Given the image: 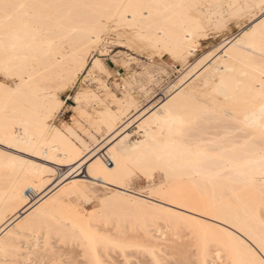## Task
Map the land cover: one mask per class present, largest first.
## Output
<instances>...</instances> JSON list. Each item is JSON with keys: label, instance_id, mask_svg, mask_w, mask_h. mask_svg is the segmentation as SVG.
I'll list each match as a JSON object with an SVG mask.
<instances>
[{"label": "snow or ice", "instance_id": "obj_1", "mask_svg": "<svg viewBox=\"0 0 264 264\" xmlns=\"http://www.w3.org/2000/svg\"><path fill=\"white\" fill-rule=\"evenodd\" d=\"M232 25L243 32L234 41L226 35ZM221 58L222 70L214 64ZM148 81L171 97L151 117L159 129L151 145L136 156L113 155L115 168L89 158V174L102 178L103 188L75 187L80 204L96 205L91 213L77 206L69 217L43 203L11 225L6 217L0 264H196L193 252L215 264L208 259L221 255L212 252L215 241L198 238L196 230L209 228V217L223 220L219 231L243 246L250 257L243 264H264V0H0V148L42 155L27 139L7 136L16 117L42 136L65 109L78 110L85 100L115 101L121 87L127 92ZM257 140L258 153L251 150ZM91 151L85 147L58 162L79 167ZM177 156L202 193L211 184L204 220L115 190L136 189L177 204L181 194L164 193L155 179L157 172L171 175ZM0 157L16 160L4 151ZM141 206L167 212V227L153 216L154 227L140 228ZM129 219L135 239L126 232ZM227 226L238 228L243 239Z\"/></svg>", "mask_w": 264, "mask_h": 264}, {"label": "bare ground", "instance_id": "obj_2", "mask_svg": "<svg viewBox=\"0 0 264 264\" xmlns=\"http://www.w3.org/2000/svg\"><path fill=\"white\" fill-rule=\"evenodd\" d=\"M235 1L237 2L239 0ZM235 1L234 3H236ZM6 2H16V0H6ZM85 2H92V0H85ZM248 2H250V0H243V3ZM241 36H243V32H241V35L238 38L236 36L235 37L239 39ZM221 57H223V54L221 55ZM223 63L224 61L222 58L214 62L216 68H219L221 70ZM214 71L215 69L210 70L209 74ZM195 79H197V77ZM166 103H168V101ZM163 106L164 104L157 110H155L154 113L162 110ZM108 107L109 106L107 105L104 111L101 113V121L107 125L109 130H114L115 133L112 137L119 136L120 134H123V136L120 135L121 138L115 144H113V146L109 148V151L97 161L103 162L105 166L115 168L116 162L113 159V155L117 157L121 156L122 153H127L130 156L138 155L140 152H142L151 145L152 136L154 133H158L159 129L156 126L155 121L151 120V117L153 116V113H151L143 121L139 122V124L137 123L139 131H142V133L140 134V137L137 136L138 138H134L130 132H127L128 128L130 127V125H128L130 122L124 124V126L116 130L119 115L124 111V107L122 105H119L117 109H115V111L111 110L112 108L109 109L110 107ZM13 123L14 126L12 123H10L7 128V136L9 138L13 136H19L27 139L32 145H38L39 147L37 148V150H41L43 153L42 156H45V158L47 156H52L54 157L53 159H56L57 157L61 159L72 158L77 156V154L81 152V147L76 141L78 137L76 136L75 132L71 127L52 124L51 129L53 130L43 132V135L41 136L42 130H38L36 127H34L31 123H28L22 117H16ZM33 137H35V139H33ZM4 138L5 134L3 132H0V139ZM137 145H141V148H136L135 146ZM260 146V142L259 140H257L252 146L251 150L253 152L258 153ZM13 149L18 150L20 152H24L21 148ZM0 151L2 150L0 149ZM5 152L7 153V151ZM24 153H27L28 155H35L32 151ZM8 154L10 157H15L16 160L13 161L11 159L0 157V230H2L4 227V221L6 217L10 218L8 220V224L11 225L13 221H17V219L22 216L24 217V215L27 213V210H29V208H31L36 203L31 201L29 192L30 190L32 191L38 188L40 185H44V183H46L45 179H47L48 177L45 178L44 174H46V171H43L42 169H49V167L51 168V166L46 167L45 164L44 166L42 164L39 165L35 163V161H33L32 159L22 156L20 154L14 155L13 152ZM106 157L109 158L110 163L106 162ZM25 161L27 163H24ZM84 161H86V158L82 159L81 163H83ZM95 163L96 161L92 162V164ZM92 164H89V166L87 167V171L90 167H92ZM33 165L38 166V168H33ZM171 167L174 169V171L171 173L170 176L162 173L166 182V185L163 187L162 191L164 193L181 194L179 196L178 203L175 205H170L167 201H161L158 197H146L144 194L136 191L135 189L129 191H122L121 189L116 188L115 190L120 191L122 195L131 197L133 199H139L142 201L147 200L150 201L152 204H159L164 209H171V211L174 212H183L189 217H192L194 215L195 219L204 220V213L209 210L208 196H210L211 194V184L208 185L207 193H202L200 188H198L192 180L191 172L186 171L184 169L183 159L179 156L174 157L172 159ZM89 176L91 175L89 174ZM91 178L93 180L99 179L104 183L102 178H97L93 176H91ZM72 183L73 184H71L69 187L66 186L64 190L61 189V192H58V194H56L52 199L46 202L49 211L60 210L66 216L71 217L73 215L74 209L77 207V205L74 204L73 199L78 197L80 198V190L75 187V185L78 183ZM203 183L204 182L201 181V187H203ZM72 200L73 203L71 202ZM183 204H188L189 207L187 209H183ZM193 208H199L200 211L194 214L192 212ZM152 210L153 211L149 212L148 214L152 215L158 212L155 209ZM162 214L163 216L166 214L165 218H167V212L161 213V216ZM238 214L241 218H243V208L239 209ZM235 215L236 214H233L232 218H235ZM215 221L216 220L214 218L209 217L206 221L207 225H210L209 228L201 229L198 227L196 229L199 238L207 237L208 239L214 240L218 244L219 248L221 247L223 250L226 251V255L227 257H229L230 264H243L244 261L250 259V257L245 253L243 246L235 245L230 237H228L223 232L219 231L225 228V226L219 224L224 223L223 220L217 221L219 223ZM187 224L188 223L185 222V226ZM210 230L213 231V233ZM236 230L239 231L238 228ZM228 231L235 232L229 228ZM235 234L237 236H240L241 239H243L241 234H238L237 232H235ZM256 235H259L258 228L256 231ZM244 243H247V241H244ZM218 258H220V256ZM202 259L204 260V258Z\"/></svg>", "mask_w": 264, "mask_h": 264}, {"label": "rangeland", "instance_id": "obj_3", "mask_svg": "<svg viewBox=\"0 0 264 264\" xmlns=\"http://www.w3.org/2000/svg\"><path fill=\"white\" fill-rule=\"evenodd\" d=\"M218 1L219 3H223L225 5L230 4V3L231 4H242L243 3V0H239L237 2L235 0L233 1L232 0H209V1L202 0V2H206V3H216ZM234 1L236 3H234ZM224 11L227 13H231V12L238 11V9H227L226 8L224 9ZM241 23H243V21H241ZM245 30H248V29L245 28ZM226 35L228 36L229 40L234 41L241 35V31L239 28L235 27V25H232L227 28ZM210 43L211 41H209V44ZM209 44H202L201 48L202 49L207 48ZM198 75L199 73H197V76L193 77V79L198 77ZM119 92H120V95L116 97L115 101H112L110 99L103 100V101L85 100L83 103V106L79 108L78 110H76V106L73 105L71 111L69 109H65L63 112H61L59 114V117L56 123H54L59 126L63 125L65 127H71L73 129L76 136L78 137L76 141L81 147V151H83L85 147L93 149V151L89 152L88 155L83 157V159L86 158V161H84L83 163H80L79 167H75L74 164L65 165V164L59 163L58 160L61 159L59 157H57L56 159L49 160L45 158V156L28 155L27 153L20 152L13 148H9L6 145L0 148L2 151L4 150V152L7 151V153L13 152L14 155L20 154L22 156L28 157L39 165L42 164L44 166L45 164L46 167L51 166V168L49 167V169H51V174L49 172H45L46 174H44L45 178L48 177L47 179H45L46 183H44V185H40L38 188L32 191L30 190L29 192L30 199L32 202H36V203L31 208H29V210H27V213L33 211L36 206L46 203L47 201L52 199L56 194H58V192H61V189L64 190L66 186L69 187L71 184H73L72 182H75V183H85L86 182L97 188H101V189L103 188L104 183L101 180L99 179L93 180L91 176H89V173L87 171V167L89 166V164L87 162L90 157H95V159H93L92 162L97 161L99 158H101L105 153L109 151V148L113 146V144H115L121 138V136H123V134H120L121 136L119 135V136L112 137L113 134L115 133L114 130H109L107 125L101 121V118H100L101 113L104 111L107 105L110 107L108 108L109 109L112 108L111 110L113 111H115V109H117L119 105H122L124 107V111L119 115V120L116 125V130L120 129L121 125L124 126V124H127L128 122H130L128 124L130 125V127L128 128L127 132H130L133 135V137L136 138L137 136L140 137L141 136L140 134L142 133V131L140 132L138 128L139 122L143 121L148 115H150L151 113H154L155 110H157L159 107L165 104L169 99H171V97L168 95V91L162 88L160 83L153 84L152 81H148L147 84H140L139 87L135 89L129 88L127 92H125L124 88L121 87L119 89ZM114 94L115 93H113V95ZM145 104H147L148 107L144 109L143 111H140V109H142ZM97 144H99V147H96ZM155 179H156L157 188H160L161 185H164V186L166 185V182L164 180L162 173L157 172L155 175ZM157 197L159 198V196H156V198ZM73 200H74V204L79 206L83 212L91 213L93 211V207H96V205H94L93 207H89L86 204H80L79 197L74 198ZM73 200L71 201L72 203H73ZM142 207L144 206H141L138 209H136L137 210L136 212L138 213L139 218H140V224H139L140 228L147 227L150 229L154 227V225L152 224L153 216L157 217L159 222L163 224V226L167 227V224L165 223L166 214L164 216L162 214L161 216V213L158 211L157 213L153 212L154 214L150 215L148 213L153 210L147 207H144V208ZM145 217H147L146 225L144 223ZM21 218L23 219L24 217L22 216L18 218L17 222L19 220H22ZM219 224L226 227L224 223H219ZM175 226H176V222L173 223L174 228ZM188 226L189 224L185 226V230L187 229ZM135 227L136 225H135L134 220L129 219L127 222V226H126V232H127L129 239L136 238L137 234L134 230ZM227 227L237 232L238 234H240V232L237 231L236 229H233L230 226H227ZM112 231L113 233H115V229H112ZM211 232L213 233V231ZM214 233H215V230H214ZM211 248H212L213 253L216 251H219L221 255H220V258H218V257L213 256L212 254H209V257H208L209 260H214L215 264H230L229 257H227L226 255L227 254L226 251L223 250L221 247L220 249L216 242L211 245ZM169 255H171V252L169 253ZM191 258L195 260L196 264H203L204 260L202 258L204 257L200 255L198 252H193Z\"/></svg>", "mask_w": 264, "mask_h": 264}, {"label": "built area", "instance_id": "obj_4", "mask_svg": "<svg viewBox=\"0 0 264 264\" xmlns=\"http://www.w3.org/2000/svg\"><path fill=\"white\" fill-rule=\"evenodd\" d=\"M105 160H106L107 163H110V160H109L108 157H106Z\"/></svg>", "mask_w": 264, "mask_h": 264}]
</instances>
